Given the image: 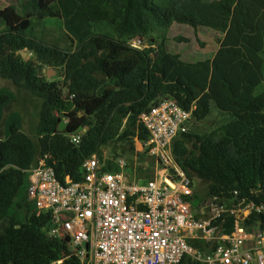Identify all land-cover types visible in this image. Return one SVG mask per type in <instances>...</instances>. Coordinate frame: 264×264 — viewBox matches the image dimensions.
<instances>
[{"label": "trees", "instance_id": "trees-1", "mask_svg": "<svg viewBox=\"0 0 264 264\" xmlns=\"http://www.w3.org/2000/svg\"><path fill=\"white\" fill-rule=\"evenodd\" d=\"M48 19L61 22L64 39L48 37ZM95 23L111 35L94 33ZM173 24L221 33L213 57L186 62L150 38ZM262 55L264 0H23L0 14V79L36 101L37 118L33 134L10 124L0 137V264H80L67 239L43 232L50 216L38 214L29 199L26 171L49 154L57 179L77 182L88 157L113 171V161L129 155L130 171L151 179L154 161L135 153L133 141L147 139L138 117L163 97L192 110L194 122L205 121L212 104L231 117L207 134L188 132L173 142L177 165L205 183V197L237 192L264 204ZM44 67L60 71L62 81L45 78ZM105 81L111 87L97 93ZM62 118L68 124L60 129ZM79 129L84 136L73 145L67 135ZM226 220L224 233L232 228ZM245 224L264 228V213H251ZM192 245L206 251L202 242Z\"/></svg>", "mask_w": 264, "mask_h": 264}, {"label": "built area", "instance_id": "built-area-1", "mask_svg": "<svg viewBox=\"0 0 264 264\" xmlns=\"http://www.w3.org/2000/svg\"><path fill=\"white\" fill-rule=\"evenodd\" d=\"M137 122L147 139L134 138L141 151L135 153L154 161L147 181L132 173L123 158L114 160L115 169L109 171L95 155L84 161L77 182L69 177L60 182L49 154L26 171L29 199L38 214L50 216L43 232L67 239L80 264H264V228L245 224L251 213H264V204L239 198L237 192L231 199L214 196L197 203L193 180L175 161L173 142L189 132L192 110L163 97ZM67 124L62 118L60 129ZM84 133L79 129L67 138L79 145ZM141 181L147 184L139 186ZM226 218L232 219L228 233L222 228ZM198 241L206 251L192 245Z\"/></svg>", "mask_w": 264, "mask_h": 264}, {"label": "rangeland", "instance_id": "rangeland-1", "mask_svg": "<svg viewBox=\"0 0 264 264\" xmlns=\"http://www.w3.org/2000/svg\"><path fill=\"white\" fill-rule=\"evenodd\" d=\"M22 1L23 0H0V14L6 15L9 10H13V7L16 6L18 2L20 3ZM44 27L48 37L64 39L60 21L51 19L45 20ZM93 31L94 33L105 36L111 35L110 30L101 23L93 24ZM221 37V33L208 28L202 27L194 31L188 26L173 24L164 31L153 32L150 38L155 40L157 43L164 41L168 50L171 53L179 55L183 61L196 62L210 59L214 55ZM143 45L144 47H153L155 43L144 42ZM23 52L26 53V51ZM20 55L25 61L32 59L30 54L26 53L25 55H22L20 53ZM261 57L264 60V55ZM40 72L50 81H62V74L60 71H54L49 67H44ZM109 87H111V82L105 81L97 93ZM2 97H5L6 100L3 104H0V137L4 139L6 131V135H8L7 124L11 123L12 121H15L19 129L25 134H33L34 127L37 123V118L34 114L36 101L29 98L24 92L18 91L10 82L0 79V99ZM230 118V115L220 113L212 104L208 118L201 123L192 121L189 132L197 135L207 134L213 129L229 121ZM134 146L135 152L140 153L141 151L137 141L134 142ZM103 151L104 157L107 158L109 156V148H106ZM131 157L133 156L124 155L120 158H123L126 162H129ZM146 184L147 182L145 181L139 182V186H144ZM205 187V183L193 179V195L196 196L194 197L195 202L200 203L207 199L205 197Z\"/></svg>", "mask_w": 264, "mask_h": 264}, {"label": "crops", "instance_id": "crops-1", "mask_svg": "<svg viewBox=\"0 0 264 264\" xmlns=\"http://www.w3.org/2000/svg\"><path fill=\"white\" fill-rule=\"evenodd\" d=\"M218 46H219V43H218V45H217L216 51H217V49H218ZM216 51H215V52H216ZM214 54H215V53H214ZM212 57H213V56H212ZM212 57H211V58H212ZM211 58H210V59H211ZM10 124H16V123H15V121H12L11 123L7 124V127H8ZM6 132H7V131H6ZM6 132H5V138L7 137Z\"/></svg>", "mask_w": 264, "mask_h": 264}, {"label": "water", "instance_id": "water-1", "mask_svg": "<svg viewBox=\"0 0 264 264\" xmlns=\"http://www.w3.org/2000/svg\"><path fill=\"white\" fill-rule=\"evenodd\" d=\"M20 53H21L22 55H25V54H26V53H25V52H23V51H21Z\"/></svg>", "mask_w": 264, "mask_h": 264}]
</instances>
